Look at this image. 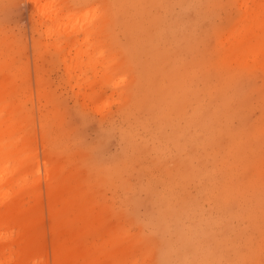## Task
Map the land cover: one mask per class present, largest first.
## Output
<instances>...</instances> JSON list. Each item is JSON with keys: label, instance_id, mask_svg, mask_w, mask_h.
Returning a JSON list of instances; mask_svg holds the SVG:
<instances>
[{"label": "rangeland", "instance_id": "374dc122", "mask_svg": "<svg viewBox=\"0 0 264 264\" xmlns=\"http://www.w3.org/2000/svg\"><path fill=\"white\" fill-rule=\"evenodd\" d=\"M0 153V264H264V0H0Z\"/></svg>", "mask_w": 264, "mask_h": 264}, {"label": "bare ground", "instance_id": "6f19581e", "mask_svg": "<svg viewBox=\"0 0 264 264\" xmlns=\"http://www.w3.org/2000/svg\"><path fill=\"white\" fill-rule=\"evenodd\" d=\"M31 2H32V3H37L38 0H31ZM246 26H247V24H246ZM0 154H1V153H0Z\"/></svg>", "mask_w": 264, "mask_h": 264}]
</instances>
